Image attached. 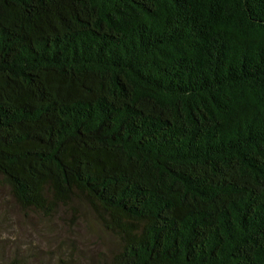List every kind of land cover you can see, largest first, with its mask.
Returning <instances> with one entry per match:
<instances>
[{"label":"trees","instance_id":"16d2710c","mask_svg":"<svg viewBox=\"0 0 264 264\" xmlns=\"http://www.w3.org/2000/svg\"><path fill=\"white\" fill-rule=\"evenodd\" d=\"M0 178L91 264H264V0H0Z\"/></svg>","mask_w":264,"mask_h":264},{"label":"rangeland","instance_id":"374dc122","mask_svg":"<svg viewBox=\"0 0 264 264\" xmlns=\"http://www.w3.org/2000/svg\"><path fill=\"white\" fill-rule=\"evenodd\" d=\"M0 178V264H91V256L116 242L92 215L76 218L68 207L53 216L24 210Z\"/></svg>","mask_w":264,"mask_h":264}]
</instances>
